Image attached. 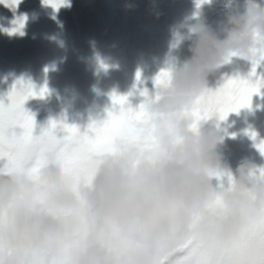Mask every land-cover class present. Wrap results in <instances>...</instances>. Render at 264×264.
<instances>
[{"label": "clouds", "instance_id": "9594fccd", "mask_svg": "<svg viewBox=\"0 0 264 264\" xmlns=\"http://www.w3.org/2000/svg\"><path fill=\"white\" fill-rule=\"evenodd\" d=\"M225 7L223 38L198 12L190 57L178 64L171 45L170 80L142 101L140 138H118L89 183L55 146L36 174L0 172L2 264H156L181 252L192 264H264V176L250 160L235 170L224 161L218 115L195 129L190 115L226 57L264 55V3Z\"/></svg>", "mask_w": 264, "mask_h": 264}, {"label": "rangeland", "instance_id": "374dc122", "mask_svg": "<svg viewBox=\"0 0 264 264\" xmlns=\"http://www.w3.org/2000/svg\"><path fill=\"white\" fill-rule=\"evenodd\" d=\"M149 2L71 0L70 7L59 10L45 5L43 0H20L14 10L0 3V46L5 52L0 55V85L5 81L17 82L19 73L32 84L46 78L47 89L51 91L48 96L57 92L55 101L63 102L75 114L83 113L78 117L82 131L92 120H98L84 117L90 111L107 117L109 108H113V92L127 95L128 103L137 107L145 98L141 94L145 89L148 93L155 90V77L167 67L165 57L173 43L179 45L172 49L178 64L190 57V41L186 37L197 13L202 12L208 26L223 38L220 28L228 11L227 0H211L210 3L205 0L199 8L197 0ZM20 16L27 17L25 32L10 34L6 29L13 28L11 20ZM142 19L151 27L144 28ZM45 22L55 25L48 27ZM55 29L57 32H50ZM39 40L36 47H31ZM31 53L36 55L30 57ZM19 67L27 69L19 71ZM251 70V62L233 57L209 76L207 87L216 90L229 78H248ZM259 78H264V62L251 76L254 81ZM244 108L246 112H230L220 121L224 137L221 153L233 170L247 159L259 171L264 168V153L257 147L264 140V87L253 94L249 109ZM200 124L206 126V121ZM252 132L256 133L255 139L250 135ZM4 162L0 160V166ZM214 183L227 186V178H214Z\"/></svg>", "mask_w": 264, "mask_h": 264}, {"label": "snow or ice", "instance_id": "6c2138e0", "mask_svg": "<svg viewBox=\"0 0 264 264\" xmlns=\"http://www.w3.org/2000/svg\"><path fill=\"white\" fill-rule=\"evenodd\" d=\"M204 2L205 0H197V7ZM0 3L15 9L20 0H0ZM43 3L59 10L66 5L67 0H43ZM26 20V16L17 17L12 21L15 26L6 31L10 34L20 31ZM229 59L230 57H226V61ZM262 62L264 55L252 61V70L248 78H229L216 90L205 89L190 111L193 128L195 129L201 120L213 114L224 120L230 112L250 106L253 94L264 87V78L255 81L251 79V76L256 74L257 66ZM170 75L169 69H161L155 77L156 86L166 84L170 80ZM139 77L138 72L137 78ZM47 91V87L44 86L37 93L31 82L21 79L8 93L10 103L4 104L0 101V160L5 161L0 166V172L26 171L36 174L45 162V150L55 146L60 162L66 168L75 171L85 183H89L101 162V157L114 151L115 141L118 138H140L136 125L145 118L143 102L137 107H132L128 103L127 95L115 92L112 93L113 108L108 110L107 117L99 122H90L84 131L62 120H50L48 126L41 128L39 134H35L34 116L24 108V104L29 97L43 96ZM141 94L146 96L147 89ZM116 105L119 107L116 108ZM58 130L66 134L58 136ZM250 135L255 139L256 133L252 132ZM257 147L261 153H264V140H261ZM259 174L264 176V168L259 169ZM36 198L44 199L43 193H38ZM156 264H192V262L181 252L171 259L158 255Z\"/></svg>", "mask_w": 264, "mask_h": 264}]
</instances>
